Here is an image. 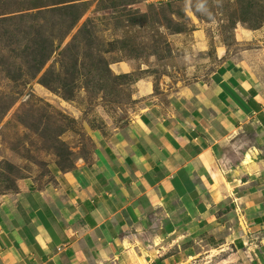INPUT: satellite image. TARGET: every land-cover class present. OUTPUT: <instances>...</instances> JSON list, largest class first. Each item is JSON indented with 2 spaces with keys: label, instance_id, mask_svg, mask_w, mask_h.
Segmentation results:
<instances>
[{
  "label": "crops",
  "instance_id": "obj_1",
  "mask_svg": "<svg viewBox=\"0 0 264 264\" xmlns=\"http://www.w3.org/2000/svg\"><path fill=\"white\" fill-rule=\"evenodd\" d=\"M241 32L246 48L206 78L161 94L138 80L140 109L94 133L90 161L0 196V264H143L154 252L157 264L170 239L224 230L264 263V94L252 46L261 35ZM204 33L187 48L202 50Z\"/></svg>",
  "mask_w": 264,
  "mask_h": 264
},
{
  "label": "rangeland",
  "instance_id": "obj_2",
  "mask_svg": "<svg viewBox=\"0 0 264 264\" xmlns=\"http://www.w3.org/2000/svg\"><path fill=\"white\" fill-rule=\"evenodd\" d=\"M146 1L0 0V196L51 180L53 166L90 161L94 133L140 109L138 80L161 94L206 78L246 48L242 30L263 40L252 46L264 94V0ZM198 30L205 46L187 48ZM121 62L133 70L119 72ZM229 236L170 239L157 264H261L258 247Z\"/></svg>",
  "mask_w": 264,
  "mask_h": 264
},
{
  "label": "clouds",
  "instance_id": "obj_3",
  "mask_svg": "<svg viewBox=\"0 0 264 264\" xmlns=\"http://www.w3.org/2000/svg\"><path fill=\"white\" fill-rule=\"evenodd\" d=\"M199 7H200L201 9H203V8H204V5H203V4H201Z\"/></svg>",
  "mask_w": 264,
  "mask_h": 264
},
{
  "label": "built area",
  "instance_id": "obj_4",
  "mask_svg": "<svg viewBox=\"0 0 264 264\" xmlns=\"http://www.w3.org/2000/svg\"><path fill=\"white\" fill-rule=\"evenodd\" d=\"M147 1H148V2H152V0H147ZM147 1H146V2H147ZM153 1H154V0H153ZM159 1H160V0H159ZM159 1H158V3H161V2H159Z\"/></svg>",
  "mask_w": 264,
  "mask_h": 264
},
{
  "label": "trees",
  "instance_id": "obj_5",
  "mask_svg": "<svg viewBox=\"0 0 264 264\" xmlns=\"http://www.w3.org/2000/svg\"><path fill=\"white\" fill-rule=\"evenodd\" d=\"M165 3V2H164ZM161 4H163V3H161ZM262 264H264V263H262Z\"/></svg>",
  "mask_w": 264,
  "mask_h": 264
}]
</instances>
